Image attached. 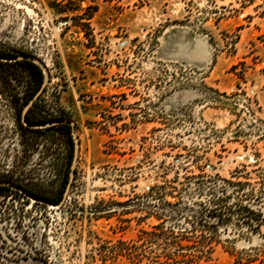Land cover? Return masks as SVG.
<instances>
[{"label": "rangeland", "instance_id": "1", "mask_svg": "<svg viewBox=\"0 0 264 264\" xmlns=\"http://www.w3.org/2000/svg\"><path fill=\"white\" fill-rule=\"evenodd\" d=\"M0 52L47 65L31 116L68 117L80 140L60 206L15 194L0 230L16 249L31 236L46 264H264V0H0ZM36 82L0 60V162L53 196L72 140L22 121Z\"/></svg>", "mask_w": 264, "mask_h": 264}, {"label": "flooded vegetation", "instance_id": "2", "mask_svg": "<svg viewBox=\"0 0 264 264\" xmlns=\"http://www.w3.org/2000/svg\"><path fill=\"white\" fill-rule=\"evenodd\" d=\"M0 54H8L5 52H0ZM31 95V92L28 94V96ZM0 162V208H2V212H0V220L8 221L10 219L11 210L10 208L13 207V204L15 202L14 196L15 194L18 195V197L22 196V200L27 201H33L37 204H44L46 203L41 202L39 200H33L29 196V194L35 195L36 197L41 198H49L53 201H59L62 197L63 192V185L64 181L61 178L59 187L57 189L56 195L48 196L47 194L43 193L42 191H39L37 187L31 186L30 183H27L24 179V175L20 174L15 171L13 168H5L2 166ZM60 170V169H59ZM58 176V169L57 174L55 177ZM25 180V181H24ZM28 180V179H27ZM32 202V204H33ZM25 204V203H22ZM7 209V210H6ZM28 235L30 233L27 232ZM43 233L40 234V237L42 238ZM11 237H15L13 233L10 231L3 232L0 230V264H46V254L43 255V252L46 250L43 249L46 244L43 243V245H38L39 247H36L37 245L32 239V237H25L24 241L26 244L25 251H22L20 248H24L25 246L23 244L20 245L19 249H16L15 242L11 240ZM39 249V252H35V250ZM33 255H39L42 257L34 258L30 256V254ZM27 258H25V257Z\"/></svg>", "mask_w": 264, "mask_h": 264}, {"label": "water", "instance_id": "3", "mask_svg": "<svg viewBox=\"0 0 264 264\" xmlns=\"http://www.w3.org/2000/svg\"><path fill=\"white\" fill-rule=\"evenodd\" d=\"M21 59L33 61L42 69V72H43V79H42V83H41L40 87L37 89V91L33 94V96L26 102V104L23 107L21 118H22V121L24 122V124L28 127L40 128V127H47V126L53 125V124L66 123V124L70 125V128H71V136H72V139L74 142V151H73V158H72V162H71L69 178H68V181L66 183V187L64 189L63 196L60 198L59 201H53V200H50L49 198H41V197H36L35 195H32V194H29V196L33 200H39V201L44 202L46 204H53V205L60 206L66 200V198L68 196V193H69V190L71 187V181L73 179V176L75 173V167H76V164L78 161L79 150H80V140H79V136L77 134V125L72 119H70L68 117H59V118H55V119H51V120H47V121H30V120H28L27 111L34 104L35 100L39 97L41 92L44 90L45 85L47 84V82L49 80V69H48L47 65L39 57H37L33 54L22 53V54H17V55H0V60H9V61L15 60L16 61V60H21Z\"/></svg>", "mask_w": 264, "mask_h": 264}, {"label": "trees", "instance_id": "4", "mask_svg": "<svg viewBox=\"0 0 264 264\" xmlns=\"http://www.w3.org/2000/svg\"><path fill=\"white\" fill-rule=\"evenodd\" d=\"M9 54V53H8ZM12 55H15V54H12ZM17 61H22L24 63H27L28 66L30 67V69L37 73V82L36 84L33 86L32 90H31V95L30 96H27L25 99H24V105L26 104V102L33 96V94L37 91V89L40 87L41 83H42V79H43V72H42V69L36 64L34 63L33 61L31 60H26V59H21V60H17ZM36 102V101H35ZM34 102V103H35ZM23 105V107H24ZM34 105V104H33ZM32 105V106H33ZM32 106L29 108V110L27 111V118L28 120L30 121H47V120H51V119H55L53 117H44V118H33L31 116V109H32ZM23 107H22V110H23ZM60 127L64 128L71 136V128H70V125L66 124V123H59L58 124ZM71 140H72V154H71V158H73V151H74V144H73V139H72V136H71ZM68 178L67 177L65 179V183L63 185V192H62V196H63V193H64V189L66 187V183L68 181Z\"/></svg>", "mask_w": 264, "mask_h": 264}, {"label": "bare ground", "instance_id": "5", "mask_svg": "<svg viewBox=\"0 0 264 264\" xmlns=\"http://www.w3.org/2000/svg\"><path fill=\"white\" fill-rule=\"evenodd\" d=\"M51 206H53V205H51Z\"/></svg>", "mask_w": 264, "mask_h": 264}]
</instances>
